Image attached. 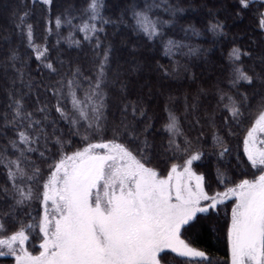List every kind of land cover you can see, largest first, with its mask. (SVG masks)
Segmentation results:
<instances>
[{"label":"snow or ice","instance_id":"snow-or-ice-1","mask_svg":"<svg viewBox=\"0 0 264 264\" xmlns=\"http://www.w3.org/2000/svg\"><path fill=\"white\" fill-rule=\"evenodd\" d=\"M32 2L49 9L53 4V0ZM236 3L243 11L250 7L251 0H236ZM104 9V0H88L81 23L76 25L84 40L95 41L96 49L101 47L98 34L104 32L99 22L124 25L149 41L161 40L166 56L203 54L201 48L166 35L167 30L178 23V17L190 10L179 2L144 0L136 3L133 0L116 20L106 18ZM208 11L212 18L205 31L214 36L225 35L224 23L213 10ZM239 14L237 12V16ZM28 15L25 12L19 17L17 28L26 35L35 58L55 72L53 64L46 62L47 46L37 45L33 26L25 25ZM68 16L73 14L69 12ZM68 16L55 18L56 29L65 23L72 24ZM48 24L51 34L52 21ZM258 25L264 30V12L259 13ZM182 30L186 35L201 34L194 25ZM65 40L79 46L74 34ZM110 52L109 45L94 80L82 76L77 68L71 79L60 81L57 88L50 89L56 97L53 107L59 120L49 119L47 104L38 103L37 116L25 108L23 96L10 94L11 118L5 114L4 120L5 127L13 128L15 137L5 148H0V164L6 169L8 181L6 186L0 187V194L12 202L8 211L0 209V257L12 256L16 264H171L170 254H174L172 258H182L185 264H212L205 251L193 246L189 233L198 230L201 221L216 212L218 205L235 198L226 225L229 264H264V92L260 91L264 88V75L254 67L245 70L242 57L251 59V53L240 47L231 48L229 86L236 95L222 93L220 100L226 101L223 105L228 113L225 124L229 119L239 124L246 116L245 110L253 116L243 144L247 161L258 175L243 178L231 187L225 185L223 192L209 194L205 190L204 175L193 170L194 162L205 155L197 146L203 132L195 140L188 139L179 118L171 111L166 109L168 121L163 131L168 133L169 139L163 152L158 153L149 140L152 125L145 123L148 120L146 109L136 102L121 105L124 118L112 127L111 139L103 138L108 131L109 97L105 89L109 83L106 69ZM17 59L18 54L13 51L10 60ZM259 60L264 65V57ZM17 72L23 82V72L19 69ZM165 75H168L166 70ZM82 81L87 82V88ZM27 87L31 89L32 85ZM242 87L256 90L250 97L247 91H240ZM126 89L127 85H122L121 93ZM252 98H257L255 108L250 103ZM65 101L71 105L69 110L64 107ZM128 116L133 120L139 118L144 128L138 129L128 121ZM59 121L65 123L68 137L80 138L82 147L65 151L72 140L65 138ZM196 123L199 124V120ZM209 123L214 125V116L209 117ZM229 134H232L230 129ZM178 137H183L182 143L177 142ZM212 142L219 148L220 158L229 153V147L218 133H213ZM49 145L57 149L55 157ZM34 155L48 163L46 178ZM161 157H167L170 165L166 174L152 166L153 159ZM176 159L183 162H172ZM217 179L224 184L230 177L218 169ZM34 202L40 206L36 216L27 211ZM18 209H24L21 216H26L27 220L17 215ZM7 223L17 224V230L8 234ZM30 238L40 240L38 254L29 251Z\"/></svg>","mask_w":264,"mask_h":264},{"label":"trees","instance_id":"trees-1","mask_svg":"<svg viewBox=\"0 0 264 264\" xmlns=\"http://www.w3.org/2000/svg\"><path fill=\"white\" fill-rule=\"evenodd\" d=\"M133 0H104V16L116 20L125 11ZM143 3L144 0H135ZM190 10L178 17V23L166 32L167 37L177 41H183L195 45L203 51L202 55L189 57L182 54L166 56L163 42L159 39L149 41L142 35L133 32L124 25H102L104 32L99 33L101 47L96 49L95 41H86L83 34L76 30V25L81 23L84 9L88 0H53L49 9L41 3H33L32 0H0V148H5L8 141L15 137L11 127H5L4 115L11 118L8 108L10 94L23 96L25 108L32 111L39 105L47 104L50 110V120H59V114L55 112L54 97L50 89L58 87V82L72 78V73L78 68L82 76L96 77V70L103 56L105 48L111 46L108 64V92L110 95L107 120L111 127L120 124L123 119L121 105L136 102L146 109L148 120L145 123L152 125L149 140L157 152H163L169 139L168 133L163 131V126L168 121V111L179 118L184 136L195 140L203 132V139L197 145L205 155L200 161L194 162L193 168L197 173L205 177V190L212 194L225 190L238 183L241 179H252L258 175L256 170L250 167L244 153V138L247 130L252 126L253 116L246 111L245 118L239 123L231 119L225 124L228 117L223 105L226 101L220 100V95H236L229 86L231 68L228 62V53L233 47H240L242 51L251 53V59L242 57L245 70L254 67L256 72L264 75V65L259 57H264V30L258 25L259 13L264 12V0H251L250 7L240 11L236 0H174ZM209 9L224 25L225 35L214 36L205 31L208 21L212 18ZM25 12L29 13L26 24L33 26V39L41 47L47 46V61L56 69L51 72L44 67L43 61L35 58L33 51L28 47L27 37L17 28L19 17ZM73 16H68V13ZM239 12V16H237ZM57 16H68L72 24H63L60 29L55 27ZM51 20L52 33H48V21ZM127 21V17H125ZM130 23V21H128ZM194 25L200 30V35H186L183 29ZM74 34V39L79 41V46L71 44L65 37ZM60 41L57 43V41ZM206 50V51H204ZM16 51L18 59L13 62L10 54ZM186 51V49L184 50ZM14 64V66H13ZM19 69L23 72L21 82ZM178 69V71H177ZM165 70L168 75H165ZM87 88V82L82 81ZM28 84L32 87L29 89ZM127 85L126 91L121 93V86ZM259 87V86H257ZM256 89L242 87L240 91L251 94ZM264 92V88L260 89ZM37 97L39 101H37ZM257 98L250 99L255 108ZM195 105V107H193ZM66 110L71 108L70 103L64 102ZM166 109L168 111H166ZM214 116V125H210L209 117ZM128 121L135 124L138 129H143L145 124L140 123L139 118ZM199 120V124L196 121ZM58 126L65 131V138L72 140V145L65 151H74L82 147L79 137H68L67 128L63 121ZM229 129L232 134H229ZM83 131V130H82ZM216 132L226 142L229 153L223 158L218 156L219 148L213 146L212 136ZM109 135V134H108ZM107 138L109 139V136ZM123 137L121 140L123 141ZM183 137H178L177 142L182 143ZM131 147V145H129ZM55 157L57 149L49 145ZM9 155L11 150H9ZM33 159L41 167L42 174L46 178L48 163L37 158ZM167 157L154 158L152 166L157 167L161 174H166L169 162ZM172 162L182 163V159ZM224 173L230 180L221 184L217 179V170ZM7 172L0 164V187L6 186ZM235 198L228 199L224 204L218 205L217 211L210 213L201 221V227L189 237L193 240V246L205 251L212 264H229V247L226 237V225L229 222L231 207ZM11 199L0 194V209L8 211ZM24 209H18L17 215L21 216ZM33 216L40 211L38 202H34L27 209ZM21 219L27 220L26 216ZM9 232L17 230L18 225L7 223ZM38 238H30L28 249L33 253L39 252ZM171 264H185L182 258H172ZM0 264H16L12 256L0 257Z\"/></svg>","mask_w":264,"mask_h":264},{"label":"rangeland","instance_id":"rangeland-1","mask_svg":"<svg viewBox=\"0 0 264 264\" xmlns=\"http://www.w3.org/2000/svg\"><path fill=\"white\" fill-rule=\"evenodd\" d=\"M106 73H107V80L109 81V76H108V67H107V69H106ZM105 91L108 93V97H109V99H108V105H109V100H110V95H109V92H108V87L105 89ZM107 122H108V120H107ZM111 129H112V127L110 126V123L108 122V131H106L105 133H104V139H108L107 138V136H106V134L109 136V139H111L112 137H111ZM95 139V138H94ZM193 170H194V168H193ZM195 171V170H194ZM199 174V173H198ZM231 187V186H230ZM11 232H9V230H8V234H10ZM33 254H38V252L37 253H33ZM170 255H172V254H170Z\"/></svg>","mask_w":264,"mask_h":264}]
</instances>
